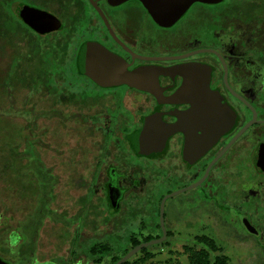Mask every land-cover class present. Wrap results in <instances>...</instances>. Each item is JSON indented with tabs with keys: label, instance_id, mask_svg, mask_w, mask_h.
<instances>
[{
	"label": "flooded vegetation",
	"instance_id": "obj_1",
	"mask_svg": "<svg viewBox=\"0 0 264 264\" xmlns=\"http://www.w3.org/2000/svg\"><path fill=\"white\" fill-rule=\"evenodd\" d=\"M24 7L61 27L36 31ZM11 9L25 53L31 41L59 53L38 84L19 83L52 105L33 108L47 136L39 149L54 161L41 158L39 201L8 210L0 264H118L143 245L123 264H230L210 237L220 229L264 264V0H13ZM96 48L120 63L118 79L100 73L109 58ZM63 123L87 142L81 158L64 159ZM117 246H127L121 256Z\"/></svg>",
	"mask_w": 264,
	"mask_h": 264
},
{
	"label": "rangeland",
	"instance_id": "obj_2",
	"mask_svg": "<svg viewBox=\"0 0 264 264\" xmlns=\"http://www.w3.org/2000/svg\"><path fill=\"white\" fill-rule=\"evenodd\" d=\"M9 11L12 13L11 8ZM5 12H8V9ZM8 53L9 51L5 49L0 54V212L3 215L5 214L4 219L0 220V229H4L7 212L15 201H17L18 206L23 201L30 207L33 202L39 201L40 184L46 179L45 172L40 170L41 158L48 163H53L54 161L51 153L45 156L41 154L39 148H41L47 136L39 125L36 114H34V108L38 112L39 110L44 112L45 108L50 107L51 109L52 105L48 106L45 103H41V93L33 92L28 98L29 90L16 84L19 81L23 83L33 81L30 84L34 87L38 80L34 83V80L27 76L36 74L41 70V67L37 60L31 62H24L23 60L20 62L21 69L18 70L17 66L15 67L16 62L12 63L8 68L10 59L14 55L10 53V57ZM40 55L44 56V54ZM22 56H24V59L28 57L26 53ZM94 94H102V92L95 91ZM27 98V102L23 103V100ZM49 122V126L54 125L53 127H56L59 119L54 117ZM64 126V133L69 136L65 142L69 151L68 154L64 155V159H68L71 150L82 149L87 145V142L82 138V134L79 136L68 135L69 131L65 129L67 126ZM73 126L78 130L81 129L79 124H74ZM49 135L55 136L52 131L49 132ZM72 155L76 157L80 153L75 151ZM79 157L81 158L82 156L80 155ZM65 178L71 179V177ZM32 209L30 208V210ZM211 224L219 226L221 223ZM211 224H208V226L213 227ZM7 233L6 229L0 232V255L4 254V256L6 255V250L3 246L7 242ZM210 237L228 255L230 264H259L257 254L240 247L236 239L227 230H214L210 233ZM107 239L109 244H116L114 238ZM123 248L126 249L127 246H122L121 248L117 246L115 253L121 256L124 252Z\"/></svg>",
	"mask_w": 264,
	"mask_h": 264
},
{
	"label": "trees",
	"instance_id": "obj_3",
	"mask_svg": "<svg viewBox=\"0 0 264 264\" xmlns=\"http://www.w3.org/2000/svg\"><path fill=\"white\" fill-rule=\"evenodd\" d=\"M12 2L13 0H0V50H1V53H3L4 50L6 49L9 51L8 53L9 56H10V53L14 54L13 57L10 59L8 68L11 66L12 63L16 62V65L14 64L15 67L17 66L18 70L21 69L20 62H22L23 60L24 62L26 61L31 62V61L37 60L39 66L42 68L45 64L44 60L45 59L48 60L50 55L54 53H59V51L53 48V46L51 50H48V49L45 50L46 45L50 46L49 43L45 42L46 45H44L40 41H36V42L31 41L30 45H27V47L28 46L30 47V53L28 54L26 53L27 55H30V57L28 56L26 57V59H24V56L22 55L25 54L26 48L24 46V42L21 39H18L19 35L24 36V33L20 31V27H22L20 22L15 20L12 17V13L9 11L11 8ZM7 9H8V12H5V10ZM12 26L14 27V29H17L19 32L18 31L16 32L13 30V33H12V30L10 29L12 28ZM40 54H44V56H41ZM27 77L34 80V83H36L38 80L37 82L38 84L39 78H40V71L37 72L36 74H32L30 76L28 75ZM19 83L21 84L23 82L19 81L18 84ZM215 262L216 263L214 264H224V262H222L219 258H217ZM192 264H197V263L192 262ZM203 264H212V263L211 262L209 263L208 258H206V260L204 259Z\"/></svg>",
	"mask_w": 264,
	"mask_h": 264
},
{
	"label": "water",
	"instance_id": "obj_4",
	"mask_svg": "<svg viewBox=\"0 0 264 264\" xmlns=\"http://www.w3.org/2000/svg\"><path fill=\"white\" fill-rule=\"evenodd\" d=\"M196 1H198V0H196ZM199 1H202V0H199ZM21 16H22V18H24V20L26 21L27 24H29L32 28H34L36 31H38L40 33H46V32H50L52 30H58L61 27L60 22H58V20L56 18L52 17L50 14L43 12V11L32 9L29 7L23 8V10L21 12ZM44 25L50 26V27H45ZM90 51H92V49L88 46L87 47L86 70L89 69L88 67H89L90 60H88L89 59L88 58V55H89L88 52H90ZM96 51H97V53L103 55V57L109 58L108 60H106L107 63L104 65V67L102 68L100 73L102 75L106 74V73L111 74L113 77L118 79L119 75L114 73V72H111L112 69L121 68L118 65L120 63L117 62L116 58H114L115 56H113L111 53H107V51L103 50L102 48H96ZM151 244L152 243H150L149 245H151ZM144 246H147V245H143L139 248H136L135 250L130 252L126 257H124L118 264H123L124 262H126L131 256H133L136 252H138V250H140Z\"/></svg>",
	"mask_w": 264,
	"mask_h": 264
}]
</instances>
